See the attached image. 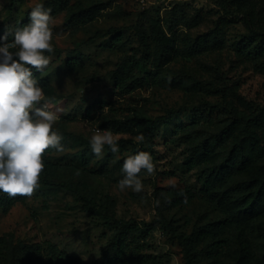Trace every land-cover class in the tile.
Wrapping results in <instances>:
<instances>
[{
    "label": "rangeland",
    "instance_id": "1",
    "mask_svg": "<svg viewBox=\"0 0 264 264\" xmlns=\"http://www.w3.org/2000/svg\"><path fill=\"white\" fill-rule=\"evenodd\" d=\"M46 1L18 0L9 13V0H0L1 28L11 30L28 9ZM53 3L55 55L41 72L47 80L42 89L57 112L54 128L63 134L65 150L44 151L40 187L0 211V236L37 242L44 260L62 264L60 256L93 264L114 233L110 219H116L137 227L119 264H184L176 235L226 217V197L246 191L235 183L264 175L263 153L247 172L213 184V195L203 190L205 175L231 145V140L214 143L211 136L234 115L264 106L261 1L70 0L63 8L58 0ZM90 7L96 11L91 19L70 18ZM207 32L210 42L194 44ZM168 111L176 113L156 123L151 146L131 139L141 130L129 118ZM98 128L121 136L118 153L107 147L101 156L91 153L88 138ZM204 141L211 145L208 158L188 167L186 157ZM136 149L152 154L156 173L142 176L141 193L122 192L121 164ZM184 192L192 197L171 202ZM213 241L218 242L212 250L198 254L193 264H235L241 243L248 244L249 257L239 264H264V213L196 240L194 246L200 250Z\"/></svg>",
    "mask_w": 264,
    "mask_h": 264
},
{
    "label": "clouds",
    "instance_id": "2",
    "mask_svg": "<svg viewBox=\"0 0 264 264\" xmlns=\"http://www.w3.org/2000/svg\"><path fill=\"white\" fill-rule=\"evenodd\" d=\"M51 22V10L37 3L26 23L0 34V194L10 198L30 197L40 187L46 149L65 150L63 134L54 128L57 112L35 75L45 71L55 55ZM120 139L98 128L88 138L90 151L101 156L107 147L116 154ZM131 139L139 146L145 137L140 133ZM120 172L119 190L141 193L142 176L155 175L156 164L150 152L138 150L123 159Z\"/></svg>",
    "mask_w": 264,
    "mask_h": 264
},
{
    "label": "trees",
    "instance_id": "3",
    "mask_svg": "<svg viewBox=\"0 0 264 264\" xmlns=\"http://www.w3.org/2000/svg\"><path fill=\"white\" fill-rule=\"evenodd\" d=\"M18 0H9L8 12L11 13L15 10ZM70 0H58L59 7H65ZM262 7L264 8V0H260ZM45 8L51 10V14L54 13L56 7L53 0H48L44 4ZM32 8V7H31ZM25 14V19L21 22L26 23L28 13ZM95 9L90 7L85 10H80L70 16L75 21H87L95 15ZM5 30L0 26V34ZM116 31V29H110V32ZM117 34L114 33L113 36ZM120 36V34H119ZM119 36L117 39H119ZM11 37H8L9 42ZM210 33H204L195 38L194 44L204 45L210 42ZM167 47V44L163 46ZM41 86L47 85L45 77L40 73L35 74ZM91 106L86 111L90 110ZM172 113L176 111H168L163 115L149 118L146 116L138 115L134 118H129L135 126H138L145 139L143 141L147 146H151L154 135V126L157 122L167 121ZM128 120V118L126 119ZM111 128V127H109ZM113 128V127H112ZM214 143H225L231 140V145L226 152L223 160L217 167H212L210 172L207 173L203 179V190L209 195H213L212 185H219L224 182L228 176L232 173H244L247 172L257 161L258 157L264 153V106L258 111L249 114L234 115L231 119L226 121L219 127L217 132L211 136ZM212 142V143H213ZM210 142L204 141L203 143L196 145L192 149L191 155L186 157L184 163L188 167H193L197 162L205 161L210 152ZM142 149L134 150L133 154ZM48 183H54L47 181ZM62 184V182H59ZM235 186L240 187L242 191L236 198H227L229 205V214L221 219L202 226L198 229H193L190 234H178L176 235L179 245L182 247L184 264H193L198 254L205 250H212V246L218 241H213L210 245L203 246L200 250L194 246L196 240L212 236L220 235L233 224H241L247 221H253L264 213V175H252L247 179H243L242 183H235ZM24 196L8 197L7 194H0V211H7L10 206L18 200H21ZM192 197L191 193L184 192L178 195H174L171 199L173 204H179ZM221 197L224 194L221 193ZM84 198V197H82ZM87 206H90L88 199H83ZM113 205V201L110 200ZM110 224L114 228V233L110 242L107 244V248L100 253V256L94 260L93 264H119L121 257L126 253L129 240L128 237L132 231L137 227L131 225L129 221H120L116 219H110ZM224 242V241H222ZM222 244V243H221ZM241 253L234 259L235 264H239L249 257V247L247 243H241ZM263 245V257H264V243ZM218 246L215 247V250ZM60 258L62 264H75L72 260H65ZM51 261L44 260L39 249L37 242H23L19 239H10L7 235L0 236V264H59ZM161 264V263H158Z\"/></svg>",
    "mask_w": 264,
    "mask_h": 264
}]
</instances>
